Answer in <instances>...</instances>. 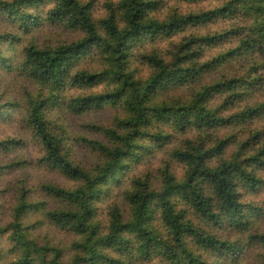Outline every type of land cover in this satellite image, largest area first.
Masks as SVG:
<instances>
[{
    "label": "trees",
    "instance_id": "1",
    "mask_svg": "<svg viewBox=\"0 0 264 264\" xmlns=\"http://www.w3.org/2000/svg\"><path fill=\"white\" fill-rule=\"evenodd\" d=\"M204 1L118 0L96 19L93 3L81 0H0V20L24 32L0 33V71L36 86L20 104L0 108V122L7 110L10 119L17 112L23 132L0 142L1 154L16 153L14 162L0 159L8 160L0 163V179L5 171L35 164L73 185H41L44 199L54 202L51 209L36 188L20 190L9 223L0 221V261L241 264L251 249L264 252V233L252 231L264 223V197L253 201L264 194V130L253 128L264 120V102L256 101L264 93V0H220L197 13L175 11L165 21L154 15L170 2ZM220 21L228 25L185 38L165 54L157 51L188 27ZM47 25L78 32L81 39L41 45L31 36ZM225 44L231 47L205 59L206 51ZM89 59L97 68L83 67ZM237 60L248 62L243 73L202 82ZM133 61L146 65L145 79ZM100 84L106 85L102 92L85 93ZM189 86L187 101L161 99ZM216 97L224 100L213 108ZM108 106L123 117L93 128L102 140L81 138L95 156L86 169L69 156L67 133L51 115L83 116ZM28 141L36 158L24 155ZM161 152L165 159L156 172L149 170L146 162ZM122 182L127 209L108 206L102 223L104 192ZM45 226L74 240L41 245L35 232ZM226 231L238 238L229 241ZM257 264H264V254Z\"/></svg>",
    "mask_w": 264,
    "mask_h": 264
},
{
    "label": "rangeland",
    "instance_id": "2",
    "mask_svg": "<svg viewBox=\"0 0 264 264\" xmlns=\"http://www.w3.org/2000/svg\"><path fill=\"white\" fill-rule=\"evenodd\" d=\"M3 1H11V0H3ZM82 2H91L93 3V17L96 19L102 18L103 15L106 14L105 6L108 3H116L118 0H81ZM220 0H207L202 3L198 4H187V3H174L170 2L166 4L165 7L158 10L155 13V17L160 21H165L169 18L175 11L180 15H186L191 13H197L201 10H209L213 7L217 6ZM44 11L43 9H41ZM231 24V23H230ZM228 23H224L220 21L218 24H213L205 28H191L188 27L184 29L182 32L177 33L176 35L170 37L168 42H161L157 46V51L160 53L163 52L165 54L169 49L172 50L173 46L179 45L185 38L190 36H204L208 34V32L217 31L218 29L225 28ZM12 31L14 33H24L22 30L13 29V27L2 20H0V33H7ZM17 33V34H18ZM37 41L41 43V45H54L57 43H72L79 39H81V34L78 32H71L66 31L60 27H53L51 25L43 26L39 30H36L33 33V36ZM28 37V40L31 38ZM231 46L225 44L223 46H218L206 51L205 59H211L216 55L220 54L221 52L229 49ZM168 49V50H167ZM148 52V47L146 48ZM134 62V64H133ZM132 62V69L136 71V74L142 78H146L149 75V70L147 69L146 65H141L139 62ZM248 62L246 61H233L231 63H227L223 70L216 72L212 75H208L205 80H202L204 83H210L212 81L220 80L222 77H226L227 79H231L234 75L238 73H243L247 68ZM84 68H97V61L95 64L89 59L83 65ZM198 85H196V88ZM106 88L105 84H100L95 89L86 91L85 93H100ZM193 87H185L177 91H172L166 93L162 96V100L170 101V99L174 100H183L187 101L189 98V93H191ZM36 86H33L29 81H26L23 78L18 77L17 75H10L6 76L3 72L0 71V108L5 107L9 104L10 101L17 102L20 104L23 101V93L26 92H34ZM83 92V91H80ZM263 92V91H261ZM74 93L75 92H71ZM73 94V95H74ZM224 97H216L213 99L212 103L210 104L213 108L221 105L223 102ZM256 101L264 102V93H259L256 96ZM8 115H11V111ZM13 117L8 118L7 115L4 119V122H0V142L8 141L13 135L23 134L21 130L20 117L17 115V112L14 113ZM52 120L56 122V124L65 130L67 133V137L69 138L68 141V154L71 159L74 160L75 164L80 165L86 169H90L91 165H93L95 161L94 154L87 148L81 146L79 141L81 138L87 139H94V140H102L103 137L94 133L93 128L96 126H112L113 122L116 118H122L123 112L120 109L108 106L103 108L102 110H94L89 112L83 116H70L67 114H59L57 112H53L51 115ZM253 128H257L259 130H264V120L255 123ZM29 136V135H28ZM29 145V141H28ZM28 147V154L24 152L25 156H28V159L36 158L37 150L35 147L32 146L30 143ZM165 152V151H164ZM164 152L159 153V155L153 159L148 160L146 162L147 166L150 167L149 170L157 171L160 166V161L164 160L163 154ZM7 156L8 160L15 161L16 160V153H10L8 155H4L0 153V159L2 157ZM6 158L3 159L2 162H7ZM10 161V162H11ZM2 165V164H0ZM154 169V170H153ZM133 173H135L133 171ZM137 174V173H136ZM132 176V175H131ZM54 184L57 186H63L70 188L73 186L72 184L66 183L65 180H61L58 177L54 178L47 175L44 169L37 167L35 164L34 166H29L25 170H16V171H5L0 179V221L1 224L7 225L9 223V216L11 214V210L14 209L15 205L17 204V197L20 193L22 188L28 187V190L31 187L36 188L39 191L41 185L44 184ZM126 188V183L122 182V185L119 186L118 184H112L108 191L104 192V198H102V202L99 203L98 207L102 209L99 211L100 220L105 222V213L108 206L118 203L123 210H126V206L122 201V195ZM42 197H40L47 205L48 209L55 208L54 202L49 201L48 199H44V195L41 192H38ZM261 197H264L262 193L260 196L253 198L254 202L261 201ZM46 200V201H45ZM56 203V202H55ZM59 208L61 207L60 204L56 203ZM36 220V219H35ZM30 223L31 221L28 220ZM154 225L160 226L159 224L155 223ZM252 231H257L258 233H264V223H257ZM225 233L230 234L229 231ZM224 233V235H225ZM63 232H59L55 227H43L41 230L35 232V236L38 242L41 245L49 244L50 246H57L62 243H71L74 239L69 237L68 235H64ZM231 235V234H230ZM238 238L237 235H231L228 238L229 241H235ZM264 254V252L260 251L257 248L251 249L248 254L243 258H241V264H257L259 262L260 257ZM8 260L4 259L0 261V264H7ZM142 264V263H138ZM153 264V263H151Z\"/></svg>",
    "mask_w": 264,
    "mask_h": 264
}]
</instances>
